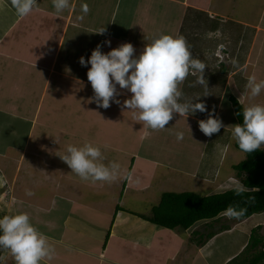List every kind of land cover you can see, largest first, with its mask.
<instances>
[{
	"label": "crops",
	"instance_id": "obj_1",
	"mask_svg": "<svg viewBox=\"0 0 264 264\" xmlns=\"http://www.w3.org/2000/svg\"><path fill=\"white\" fill-rule=\"evenodd\" d=\"M101 28L103 35L95 33ZM161 34L184 36L208 66L211 95L202 96L197 76L189 75L181 102L215 109L219 133L200 131L207 112L176 114L164 130L146 129L123 107L131 93L119 86V104L104 109L92 99L90 64L81 66L80 57L87 60L98 44L107 53L126 42L139 55ZM251 76L264 80V0H70L60 14L52 0H38L22 18L0 0V214L27 213L49 238L55 255L41 264H229L260 224L256 213L237 220L222 212L189 227L147 217L163 192L208 195L216 190L207 184L239 183L234 165L246 155L232 138L228 119L238 122L229 97L244 108L264 104V92L249 98ZM86 142L100 148L106 166L120 165V179L92 183L71 172L59 156Z\"/></svg>",
	"mask_w": 264,
	"mask_h": 264
},
{
	"label": "clouds",
	"instance_id": "obj_2",
	"mask_svg": "<svg viewBox=\"0 0 264 264\" xmlns=\"http://www.w3.org/2000/svg\"><path fill=\"white\" fill-rule=\"evenodd\" d=\"M9 3L21 18L38 7V0H9ZM52 3L57 14L70 7V0H52ZM82 11H89L86 4L82 6ZM105 31V28H101L95 33L103 35ZM104 43L109 46L111 44L110 41ZM101 47L98 44L87 60L83 56L79 59L81 66L90 64L86 75L94 93L92 99L98 107L107 109L112 102L119 104V86L120 90L131 93L130 98L123 101V107L131 111L133 119L146 129L162 131L174 115L188 117L197 112L208 113L207 119L198 121L199 129L205 136L211 137L224 127L215 115V109L209 112L204 102H181L184 94L180 85L189 75L197 76L195 84L205 90L202 96L211 95L205 79V69L208 66L204 61L193 57L184 36L161 34L146 43L139 55H136L134 46L127 42L111 48L107 53L102 52ZM245 88L249 98L254 100L264 92V80L257 82L251 76ZM199 98L200 96L196 100L199 101ZM231 134L242 152L250 154L260 150L264 145V104L251 103L245 107L242 124L233 125ZM183 138L182 131L176 133L178 141ZM59 157L71 172L84 181L111 184L121 178L120 165L116 162L107 166L102 163L104 156L100 148L91 143L86 142L81 147L69 144L65 154ZM245 190L239 183L234 187L236 195ZM27 194L31 195V192ZM244 211L229 206L224 215L229 219H238L244 215ZM2 251L9 253L15 264H41L55 255L49 238L33 225L27 213L4 215L0 218V264L4 260Z\"/></svg>",
	"mask_w": 264,
	"mask_h": 264
},
{
	"label": "trees",
	"instance_id": "obj_3",
	"mask_svg": "<svg viewBox=\"0 0 264 264\" xmlns=\"http://www.w3.org/2000/svg\"><path fill=\"white\" fill-rule=\"evenodd\" d=\"M238 124L243 122V105L234 96L229 97ZM239 113V115H238ZM235 147L239 149L235 142ZM240 150V149H239ZM246 157L234 165L239 175V184L246 189L236 195L234 187L224 191L202 195L192 191L163 192L159 203L154 207L151 216L152 222L165 227L182 224L189 227L200 219H211L229 206L237 210L244 209V215L237 220L245 219L254 213L264 211V151L262 149L246 154ZM2 217L5 214H0ZM236 219V218H235ZM258 226V225H257ZM257 226L251 229L248 242L240 255L229 264H264V235L257 231Z\"/></svg>",
	"mask_w": 264,
	"mask_h": 264
},
{
	"label": "rangeland",
	"instance_id": "obj_4",
	"mask_svg": "<svg viewBox=\"0 0 264 264\" xmlns=\"http://www.w3.org/2000/svg\"><path fill=\"white\" fill-rule=\"evenodd\" d=\"M231 102V101H230ZM229 102V103H230ZM229 120V122L230 123H235L236 124V121L234 120V118H231V119H228ZM261 149L264 151V145H262L261 146ZM239 151V155L240 156H242V158H244L245 157V153L244 152H242V151H240V150H238ZM226 171V170H225ZM4 183H6V182H4ZM201 183V184H200ZM199 183V186L200 187H204V185L206 184V183H204V182H200ZM207 185H209V187H204V188H206L207 190H211V189H214V190H216V192H220V191H223V190H226V188H230V185H228V184H220V185H215L214 183H210V184H207ZM169 186V185H168ZM198 186V184L196 185V187ZM213 186V187H212ZM195 187V186H194ZM217 187V188H216ZM224 187V188H223ZM1 188V187H0ZM202 190V189H201ZM207 190H205V191H207ZM205 191H202V192H205ZM199 194H201L200 192H198ZM7 197H9V195H7ZM3 199H2V196H1V191H0V212H2L3 211V209H2V205L4 204L5 205V203H3V201H2ZM3 213V212H2ZM9 213L7 212V213H5V215H8ZM12 215V214H11ZM255 216V217H254ZM253 216V220H254V218L255 219H260L261 220V222H260V224H259V226H257V225H255V226H257V231H258V233L259 234H261V235H264V212H258V213H256L255 215ZM2 216H0V218H1ZM223 217H226L225 215L223 216ZM250 220H248V221H251V218H249ZM255 222V221H254ZM246 223V222H245ZM3 253H4V255H3V257H4V260H3V264H15V261H14V259L11 257V255L9 254V253H7V252H5V251H2ZM248 256H250V253H248L247 254Z\"/></svg>",
	"mask_w": 264,
	"mask_h": 264
},
{
	"label": "built area",
	"instance_id": "obj_5",
	"mask_svg": "<svg viewBox=\"0 0 264 264\" xmlns=\"http://www.w3.org/2000/svg\"><path fill=\"white\" fill-rule=\"evenodd\" d=\"M225 47L222 44L218 45V49H220V51L218 50V52H216V56H218V58H221L222 56V49H224ZM2 218V217H1Z\"/></svg>",
	"mask_w": 264,
	"mask_h": 264
}]
</instances>
